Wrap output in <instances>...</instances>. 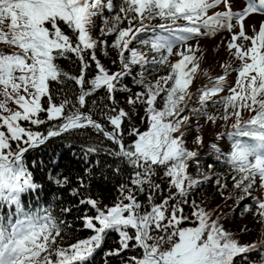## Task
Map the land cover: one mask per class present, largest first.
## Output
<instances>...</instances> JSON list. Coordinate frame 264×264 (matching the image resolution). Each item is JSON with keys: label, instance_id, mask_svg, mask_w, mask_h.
<instances>
[{"label": "snow or ice", "instance_id": "snow-or-ice-1", "mask_svg": "<svg viewBox=\"0 0 264 264\" xmlns=\"http://www.w3.org/2000/svg\"><path fill=\"white\" fill-rule=\"evenodd\" d=\"M254 15L264 17V0H119L118 10L114 0H0V45L6 46L0 47V208L15 209L0 214V264H90L110 233L117 246L103 252L104 264L129 250L138 254L120 264H264V238L241 243L221 216L189 200L213 175L199 171V152L186 146L191 117L206 123L235 117L217 136L232 142L227 155L211 147L240 193L228 198H250L244 212L264 225V196L253 194L257 186L264 190V20L247 25ZM221 32L229 34L230 59L223 74L209 77L211 87L197 89L192 107L197 73L208 75L200 68L199 39ZM141 110L143 131L134 120ZM45 125L46 134L38 130ZM73 133L84 139L87 177L101 155L117 162L107 165L115 175L128 172L110 204L88 193L90 179L77 178L71 194L84 190L79 219L91 234L64 246V221L49 208L25 210L21 197L41 187L26 153ZM194 142L202 146L200 136ZM68 183V177L56 180ZM215 184L221 194L228 187L220 174ZM253 252L261 253L259 261L249 260Z\"/></svg>", "mask_w": 264, "mask_h": 264}, {"label": "trees", "instance_id": "trees-1", "mask_svg": "<svg viewBox=\"0 0 264 264\" xmlns=\"http://www.w3.org/2000/svg\"><path fill=\"white\" fill-rule=\"evenodd\" d=\"M114 3L119 6V0H114ZM105 15H108L106 12ZM97 28L94 30L93 35H99V26L101 20L98 18L96 21ZM111 38H109L110 40ZM4 45H0L3 47ZM5 47V46H4ZM102 63L106 66L112 67L110 64V58L100 55ZM61 66L67 71H75L72 64L69 61H60ZM115 71L116 68L112 67ZM163 74V73H162ZM103 94V93H101ZM123 99L122 96L117 97ZM192 107H198V102H192ZM210 110L215 111V109ZM187 114V113H186ZM143 115L142 110L134 118L135 123L141 131L145 130V126L140 123L139 116ZM249 113L243 112V117L248 118ZM233 120L234 116L231 117ZM230 119L227 121L220 119L215 123L205 121L204 117H191L190 127L186 130L187 147L190 150L197 151V144L194 142L197 136L201 138L214 131L215 128L220 125L221 130H230ZM235 122V121H234ZM38 130L46 134L47 125L41 126ZM225 131V132H226ZM95 135L94 133H90ZM230 141V140H229ZM84 143V139L77 134H64L60 137L50 138L44 145L37 147L36 149H30L25 155V163L29 170L33 173V180L41 187L30 193H25L21 197V202L25 207V210L36 211L39 208H49L58 219L63 220L67 227L63 233L65 244L74 243L79 239L87 238L91 233L89 230L83 229L82 221L79 219L83 215V206L79 205V199L84 194V190L80 189V195H72L73 188H79L78 177H83L85 182L90 179V188L87 190L95 198H99L104 204H110L117 196V186L122 181L124 175H127V168L125 167L122 174L117 176L110 169L107 168L108 164L115 167L116 161L110 157L101 155L99 157L101 164L94 166L92 170V176L89 178L86 175L85 169L90 165L83 159V153L81 151V144ZM230 143H232L230 141ZM14 146V145H13ZM206 153L204 149L198 150L199 156V171L203 173H210L213 175V179L206 183H203L197 188H194L189 196V200H195L197 204L204 207L206 210L213 212V218L221 216V223L225 225V228L232 231L235 234V238L241 243H251L257 241L264 234V225L260 224L254 219L251 213L244 212V206L252 205L249 201H240L237 203L235 198L229 199L240 195L236 189L232 187V181L230 178V169L224 160L217 161L216 153L212 149L211 145L207 146ZM230 151V150H229ZM229 151L223 152L226 156ZM97 157H90L92 165H95ZM35 162V164L33 163ZM209 165H212L210 168ZM189 172L195 177L198 174V168L193 161L190 165ZM220 174L226 177L228 187L223 190V194L218 190L215 184V176ZM63 177L69 178V183L63 187L56 184L57 179H63ZM159 181V178L157 177ZM261 196H264V190H261ZM64 207L72 208L71 213H62L61 209ZM14 212V207L9 208L4 206L0 208V214L7 216L8 212ZM191 208L186 206L185 212L190 213ZM245 215H250V219L246 223L238 225L232 224L230 221L231 216H235L237 219ZM247 229L243 231V229ZM117 234L110 233L105 240V243L101 250H98L94 259L90 264H104L103 252L115 248L117 246ZM264 252V249H261ZM133 251L129 250L121 257H110L109 264H120L121 260H127L129 256H132ZM260 252H253L249 254V260L259 261ZM237 264H240L238 261Z\"/></svg>", "mask_w": 264, "mask_h": 264}, {"label": "rangeland", "instance_id": "rangeland-1", "mask_svg": "<svg viewBox=\"0 0 264 264\" xmlns=\"http://www.w3.org/2000/svg\"><path fill=\"white\" fill-rule=\"evenodd\" d=\"M216 10H222V6H221V9H216ZM212 11H215V10H212ZM209 14H211V11ZM158 22L159 21H155L154 23H158ZM258 23L259 22H252V24H257V25ZM247 25H251L249 21H247ZM248 34L251 35L250 29H249ZM228 36L229 34L227 32H221L215 35L214 37H203L199 39V45L201 49L203 50V58L200 63V68L202 70H207L208 75L207 76L204 75L203 71L197 73L194 83L191 86V91L193 92L194 95H193V100L190 103L197 102L198 95H199V93L197 92V89L201 87H205V86L207 87L212 86L209 77L215 78L216 76L223 74V69L221 65L226 60L230 59L229 54L226 50V47L224 46L227 43V40L225 39V37H228ZM190 43L195 44L196 41H192ZM217 45H220V47L217 48ZM173 59H176V58L174 57ZM234 80H235V73H232L228 76V82L231 84V83H234ZM227 94L228 93L225 92L222 95H227ZM232 120L233 119L231 118L229 123H231ZM234 121L235 119L232 121V123H234ZM221 127L222 126L220 125L219 127L215 128L212 133L202 137V146L197 145L196 150L198 151V150L204 149V151L208 153L207 146L208 145L212 146L213 144H216L221 149V151L223 152L229 151L231 143L228 137L224 135L221 139H217L218 134L226 133L225 132L226 129L221 130ZM253 194L257 196H261V190L258 189V186H257V189L254 190ZM245 201L252 202L250 198L245 199ZM250 217H251L250 215H245L241 217L240 219H237L235 216H231L230 221L232 224L238 225L241 223H246L247 220L250 219Z\"/></svg>", "mask_w": 264, "mask_h": 264}, {"label": "bare ground", "instance_id": "bare-ground-1", "mask_svg": "<svg viewBox=\"0 0 264 264\" xmlns=\"http://www.w3.org/2000/svg\"><path fill=\"white\" fill-rule=\"evenodd\" d=\"M261 20H264V17H261L259 15H254L251 19H249V23L252 24V22H260Z\"/></svg>", "mask_w": 264, "mask_h": 264}]
</instances>
